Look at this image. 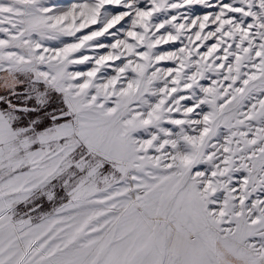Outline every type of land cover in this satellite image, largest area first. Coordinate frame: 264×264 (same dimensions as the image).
Masks as SVG:
<instances>
[{"label":"snow or ice","instance_id":"obj_1","mask_svg":"<svg viewBox=\"0 0 264 264\" xmlns=\"http://www.w3.org/2000/svg\"><path fill=\"white\" fill-rule=\"evenodd\" d=\"M0 264H264V0H0Z\"/></svg>","mask_w":264,"mask_h":264}]
</instances>
